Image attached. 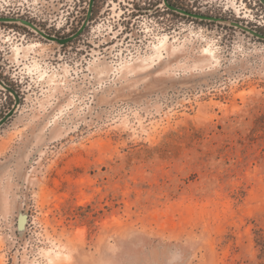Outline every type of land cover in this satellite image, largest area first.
<instances>
[{
  "label": "rangeland",
  "instance_id": "1",
  "mask_svg": "<svg viewBox=\"0 0 264 264\" xmlns=\"http://www.w3.org/2000/svg\"><path fill=\"white\" fill-rule=\"evenodd\" d=\"M88 2L0 0V17L66 37ZM180 7L219 19L157 7L127 29L94 4L63 45L0 21L19 98L0 125V264H264V39L230 23L264 34V3Z\"/></svg>",
  "mask_w": 264,
  "mask_h": 264
},
{
  "label": "water",
  "instance_id": "2",
  "mask_svg": "<svg viewBox=\"0 0 264 264\" xmlns=\"http://www.w3.org/2000/svg\"><path fill=\"white\" fill-rule=\"evenodd\" d=\"M261 1L264 3V0H261ZM93 2H94V0H89L86 17H85L83 23L81 24V26L74 33H72V34H70V35H68L66 37H57V36H54V35H49V34L43 32L42 30H40L39 28H37L31 22H29V21H27L25 19H22V18L0 17V21H20L21 23L26 24V25L30 26L31 28H33L34 30H36L43 37H45V38H47L49 40L56 41L57 43L63 45L65 43L71 41L72 39L76 38L84 30L85 26L87 25V23L90 20V15H91V12H92ZM168 7H171V8L174 9V7H172L170 5H168ZM177 10L180 11L181 13H183V14H186V15H189V16H193V17H197V18H201V19H211V20H218L219 19L218 17H212V16L201 14V13H194V12L186 11V10H183V9H177ZM230 23L232 25H235V26H237V27H239V28H241V29H243V30L255 35L256 37L264 39V34L263 33H260V32H258L256 30L246 26V25H242L241 23H239L237 21H231ZM0 83L3 84L1 80H0ZM3 86L5 88L9 89L14 94L15 102L13 104V107L0 119V125H2L13 114V111L17 107L18 101H19L18 95L13 89H11L9 86H7L5 84H3ZM22 221H23V217L21 218V220L19 222L20 225L22 224L21 223Z\"/></svg>",
  "mask_w": 264,
  "mask_h": 264
},
{
  "label": "flooded vegetation",
  "instance_id": "3",
  "mask_svg": "<svg viewBox=\"0 0 264 264\" xmlns=\"http://www.w3.org/2000/svg\"><path fill=\"white\" fill-rule=\"evenodd\" d=\"M110 2L114 3L115 9L116 8L121 9L120 14L122 13L125 14V16H123L122 18L118 17V19H121V21L126 20L125 24L128 25L127 29H129V25L131 26L135 17H138L140 15H145L146 12L157 11L156 10L157 7H162L159 10L167 9L171 13L173 12L174 14H179V15L182 14L180 11L177 10V9H181L180 0H147V1L145 0H94L93 5L95 4L96 7L99 9L103 5H105L106 7ZM168 5L174 7V9L171 7H168ZM129 7L131 9H129ZM99 13H101V10ZM118 19L116 20V23H115L116 25H119ZM130 19H132L131 24L128 22V20ZM31 23L34 24L33 22Z\"/></svg>",
  "mask_w": 264,
  "mask_h": 264
},
{
  "label": "built area",
  "instance_id": "4",
  "mask_svg": "<svg viewBox=\"0 0 264 264\" xmlns=\"http://www.w3.org/2000/svg\"><path fill=\"white\" fill-rule=\"evenodd\" d=\"M248 1L250 2V0H248ZM252 4L254 5V4H255V1H253ZM224 8H225V10L230 11V9H229V7H227V5H225ZM230 8H231V7H230ZM195 9H196V7H195ZM198 9H199V8H198ZM231 10H234V9L232 8ZM246 18H247V17H246ZM250 21H254V22H256L257 24H261L260 20H252L251 18H250V19H245V23H248V22H250Z\"/></svg>",
  "mask_w": 264,
  "mask_h": 264
},
{
  "label": "trees",
  "instance_id": "5",
  "mask_svg": "<svg viewBox=\"0 0 264 264\" xmlns=\"http://www.w3.org/2000/svg\"><path fill=\"white\" fill-rule=\"evenodd\" d=\"M256 242H257L258 245H261L262 247H264V239L262 238L261 235L256 237Z\"/></svg>",
  "mask_w": 264,
  "mask_h": 264
}]
</instances>
